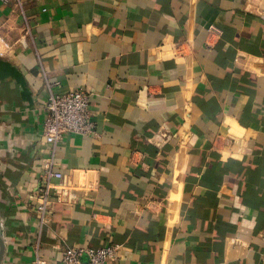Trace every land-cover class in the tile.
I'll list each match as a JSON object with an SVG mask.
<instances>
[{"label":"crops","instance_id":"obj_1","mask_svg":"<svg viewBox=\"0 0 264 264\" xmlns=\"http://www.w3.org/2000/svg\"><path fill=\"white\" fill-rule=\"evenodd\" d=\"M75 90L94 131L53 148ZM0 218L2 264H264V0H0Z\"/></svg>","mask_w":264,"mask_h":264},{"label":"built area","instance_id":"obj_2","mask_svg":"<svg viewBox=\"0 0 264 264\" xmlns=\"http://www.w3.org/2000/svg\"><path fill=\"white\" fill-rule=\"evenodd\" d=\"M208 31L213 36H220L221 34V31L214 26H211ZM89 106L90 96L86 93L76 90L60 94L55 92L51 93L46 105L47 117L43 128L46 142L53 148H56L65 134L80 136L91 135L95 125L91 120ZM43 177L48 185L40 189V198L42 201L37 207L41 228L48 223L47 206L52 190L50 182L53 179L60 182L59 185L54 186L56 192L59 193L57 196L60 201L62 200L60 192L66 183L65 175L55 169L52 160L44 166ZM118 249L119 245L117 244L107 245L98 249L83 247L69 248L63 255L62 264H110ZM33 264L48 263L45 259L39 257Z\"/></svg>","mask_w":264,"mask_h":264},{"label":"water","instance_id":"obj_3","mask_svg":"<svg viewBox=\"0 0 264 264\" xmlns=\"http://www.w3.org/2000/svg\"><path fill=\"white\" fill-rule=\"evenodd\" d=\"M4 256H5L4 225L0 218V264L3 263Z\"/></svg>","mask_w":264,"mask_h":264}]
</instances>
